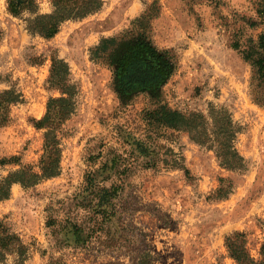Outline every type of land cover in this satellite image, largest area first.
Returning <instances> with one entry per match:
<instances>
[{"label":"rangeland","instance_id":"obj_1","mask_svg":"<svg viewBox=\"0 0 264 264\" xmlns=\"http://www.w3.org/2000/svg\"><path fill=\"white\" fill-rule=\"evenodd\" d=\"M39 1L40 13L52 11L50 0ZM157 1L159 12L146 34L175 59L160 89L162 103L206 114L210 103L230 109L243 127L236 144L247 169L226 170L214 151L185 132H171L161 142L182 153L189 174L166 167L136 170L120 202L126 221L114 226L127 241L110 249L97 240L86 248L66 245L60 230L68 219L85 217L76 195L87 173L100 165L90 158L103 141L104 152L111 147L125 152L116 127L141 131L139 116L154 105L142 93L122 105L116 68L92 60L90 51L103 38H137L133 22ZM263 1L105 0L100 12L66 22L57 36L45 39L30 34L26 21L9 14L6 0H0V91L16 88L23 94V102L11 107L10 122L0 127V159L17 156L26 166L40 162L44 130L34 122L45 115L50 98L61 95L48 84L55 56L69 64L80 89L78 109L63 126L60 176L29 189L15 185L10 199L0 202V220L32 247L27 264H48L51 256L68 264H138L145 252L153 256L151 264H264V105L257 100L254 68L234 48L264 31L251 26L260 21ZM19 168L0 165V177ZM222 185L233 187L226 198H218ZM50 220L56 222L52 227ZM231 245L243 258L233 255Z\"/></svg>","mask_w":264,"mask_h":264},{"label":"trees","instance_id":"obj_2","mask_svg":"<svg viewBox=\"0 0 264 264\" xmlns=\"http://www.w3.org/2000/svg\"><path fill=\"white\" fill-rule=\"evenodd\" d=\"M50 2L52 11L42 14L39 0H6L9 14L24 19L30 34L45 39L57 36L66 22L83 20L100 12L105 5V0ZM157 4L158 1L133 22L139 32L137 38H103L90 51L92 60L104 59L116 68L117 92L122 105H129L138 93L150 96L154 105L140 114L143 122L141 131L128 126L116 127L120 141L126 145L125 152L113 147L104 152L107 144L103 141L102 150L90 158L94 165H100L87 173L85 186L76 195L77 205L85 210V217L82 221L68 219L60 230L66 245L73 243L76 247L86 248L97 240L104 248L110 249L127 241V236L114 226L126 221L128 211L121 208L120 202L131 186L130 179L136 170L166 167L182 169L189 174L182 153L161 142L162 139L169 140L171 132H185L196 144L214 151L226 170L242 172L247 169L246 159L236 144L243 127L234 119L230 109L210 103L206 114L201 111L184 112L162 103L160 89L172 75L175 59L169 52L160 51L146 34L159 12ZM258 14L260 21L251 22L252 27L264 26V1ZM2 37L3 31L0 30V39ZM234 48L254 68L260 89L256 93L257 100L264 105V31L257 39L248 38L244 44L237 41ZM48 84L51 89L59 90L61 95L50 98L45 115L34 122L37 129L44 130V153L37 165H22L21 158L17 156L0 159L2 166L21 165V168L0 177V202L10 199L15 185L33 188L62 173L63 126L78 109L80 89L71 78L69 64L57 56L53 59ZM21 102L23 94L16 88L0 91V127L10 122L11 107ZM232 190V186L222 185L218 198L228 197ZM55 224L53 220L48 221L49 227ZM233 247L231 245L233 255L238 260L243 258ZM32 255L31 245L21 234L0 220V264H8L11 260L13 264H27ZM152 260L151 253L145 252L139 255L138 264H151ZM48 264L68 263L51 256Z\"/></svg>","mask_w":264,"mask_h":264}]
</instances>
